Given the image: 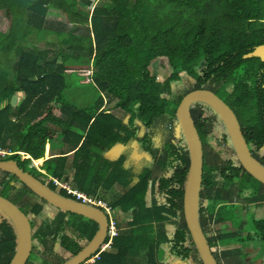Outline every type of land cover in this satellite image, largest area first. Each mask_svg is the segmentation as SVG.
I'll return each mask as SVG.
<instances>
[{"label": "trees", "instance_id": "trees-1", "mask_svg": "<svg viewBox=\"0 0 264 264\" xmlns=\"http://www.w3.org/2000/svg\"><path fill=\"white\" fill-rule=\"evenodd\" d=\"M0 15L8 19L0 33V147L15 152L8 159L54 190L55 179L64 180L113 209L132 212L125 225L119 222L112 248L94 264H174L176 259L204 264L185 217L190 154L177 108L193 90L215 92L238 115L252 153L264 164V60L245 57L264 44V0H0ZM59 16L64 27L54 32L48 23ZM53 33L59 46L39 49L30 40L33 34L45 39ZM84 69L93 71L98 93L87 107L65 93L70 75ZM181 83L187 88L176 91ZM19 93L24 97L16 103ZM107 97L128 120L105 108ZM191 113L203 141L200 220L212 251L219 264H246L248 253L264 264V215L250 213L248 227L239 214V208H248L242 200L264 205V183L243 166L211 106L193 103ZM139 122L148 129L142 138ZM168 128L166 141L157 144V129L165 135ZM135 139L152 159L140 173L128 166L126 153L116 161L106 156L116 144ZM48 143L53 151L63 150L45 160L46 172L28 170L32 158L45 157ZM12 180L21 181L0 170V193L16 204L35 194L37 202L21 208L39 216L47 201L23 181L18 188ZM114 185L125 191L108 198L103 189ZM60 193L76 198L66 189ZM222 223L235 230L216 231ZM98 230L95 220L60 209L33 233L27 264L55 242L71 257ZM231 240L240 250L255 251L238 255L219 248ZM16 248L15 228L0 214V264H10ZM53 254L47 258L52 264L68 260Z\"/></svg>", "mask_w": 264, "mask_h": 264}, {"label": "water", "instance_id": "water-1", "mask_svg": "<svg viewBox=\"0 0 264 264\" xmlns=\"http://www.w3.org/2000/svg\"><path fill=\"white\" fill-rule=\"evenodd\" d=\"M245 57H260L264 60V44L258 45ZM203 102L211 106L222 119L231 143L243 166L254 177L264 183V164L252 153L240 122L234 110L215 92L209 89H196L184 96L177 108V120L185 138L190 154V170L184 194L185 217L195 247L204 264H219L215 257L200 220L201 191L204 175V148L199 130L191 113L193 103ZM0 170L17 175L34 192L56 208L78 213L95 220L99 230L94 238L77 254L71 256L63 264H81L95 254L109 233V218L104 209L99 206L67 197L54 190L34 174L20 166L16 159L0 158ZM0 213L13 224L17 235V248L10 264H27L33 250V227L30 216L16 203L0 194ZM174 264H186L182 259H176Z\"/></svg>", "mask_w": 264, "mask_h": 264}, {"label": "rangeland", "instance_id": "rangeland-1", "mask_svg": "<svg viewBox=\"0 0 264 264\" xmlns=\"http://www.w3.org/2000/svg\"><path fill=\"white\" fill-rule=\"evenodd\" d=\"M95 1L98 2L99 0H95ZM95 6H96V3L93 6V9L95 8ZM63 21H64V19L60 16L52 18L48 23V27L50 29L54 30V32H56V30H58L59 28L64 27ZM68 25L70 27L73 26L72 23H70ZM7 27H8V19L5 18L4 16L0 15V33L5 31L7 29ZM80 27H83V26L81 25ZM82 31L85 33L90 32V30H88L87 28H83ZM30 40L32 41L34 46L36 48H39V49L59 46V39H58V36L56 35V33H53V34L47 36L45 39L39 38L37 34H33L30 37ZM164 70H165V68H161L160 72H158V73H162V72H164ZM79 73H80V75L83 76L82 79H80V76H78ZM79 73L75 72L74 74L72 73L70 75V77H69L70 86L65 91V93H66V96L68 97V99L75 102L76 105L87 107L90 104H93L95 102V100L97 99V96H98V93L94 87V82L91 78V74L93 73V71L92 70L89 71L88 69H84V70H80ZM186 88H187V86L185 83L175 84V86H174V89L176 91L184 90ZM23 97H24L23 94L19 93L14 97L13 100H14V102L18 103L23 99ZM54 105H56V108L60 109V106H61L60 104L55 102ZM105 106H106L105 108L108 109V111L110 110L115 115H117L119 117L123 116V117H125V119H127L128 113H125L123 111V109H121L119 106H116L114 101L111 102L108 97L106 98ZM258 110L259 109L257 106L252 105V107H251L252 112H258ZM147 131H148V129L146 127H144V130L142 128H140L139 138H142ZM169 132L170 131L168 128L166 134L164 135V131L157 129L156 143L159 145H163V143L166 141L167 136L169 135ZM49 147H51L50 143L47 144L46 154H45V157H42V159H43L42 162L39 163L38 159H36L35 160L36 162L33 163V161L31 160V162L34 165H36V168L42 172H46V170L43 168L45 160L50 158L52 153L60 152L61 150H63V149H61V150L53 151V150H50ZM136 148H138V149H136ZM108 152L109 151H107L106 153L108 154ZM117 152H118V149L114 152L113 156H116ZM126 154L128 156V159H127L128 163L127 164L136 173L139 172V170L144 166V164L148 166V163H150L152 161L150 153L144 151L142 149L141 144L139 143V140H136V139L130 143L129 148L126 150ZM225 154H227V153H223L222 156L224 155V157H225L226 156ZM25 157H26V155L23 154V159ZM5 159H8V157H6ZM27 169L32 170L30 164H29V166H27ZM16 183L22 184L21 181H18ZM62 189H65V188H62ZM57 190H60V189L57 188ZM66 190L69 193L73 194L76 197L75 199H78L80 201L90 203V204L94 203L93 205L96 204V206L105 203L104 200L98 199V196H96V195L89 196L88 194H85L83 191H81L77 187H75V188L74 187H68ZM73 191H78V193L85 194L88 199L85 201L83 198H79L78 194H74ZM103 191H104V194H106V196H108V198H111L118 193L124 192L125 189L122 188L120 185H116V186L114 185L111 190L106 191L103 189ZM30 197L32 199L28 198L29 201H27V203L28 202L33 203L37 200L35 194L30 196ZM239 203L242 205H248V208H243V206L241 208H239V214L241 216V219L245 220L246 223L249 222L251 211H252L251 213L255 212V214L258 217H261V215H264V205L258 207V206H255V204H251V206H250V203H247L245 200H242ZM107 204H109V203H107ZM108 208L109 207L106 206V209H108ZM116 210H117V208L112 210V216L119 219V222H123V224L125 225L127 223L126 221H128V219L130 217L129 213L126 214L120 210H118V211H116ZM55 214H57V208L54 206H51L50 204H47V203H45L44 209L39 214V216H34V213L30 212L29 215H30V217L33 218V220L35 222V226L33 228V231L34 232L36 231V229H37L38 225L41 223V221L48 220L52 215H55ZM1 215H3V214H1ZM234 220L235 219H233V221ZM233 221H232V223H233ZM234 223L236 224V221ZM249 225L247 224L248 227H249ZM250 228H251V226H250ZM229 229L235 230V227H232L226 223L218 224L215 227L216 231H224L225 232V231H229ZM83 243H85V242H83ZM240 247H241V244L235 240L228 241L224 245L223 244L219 245L220 249H232L233 251L238 253V255L245 254V253L250 252V251H255V248H253L251 246H245L241 250L239 249ZM42 248L44 249V253L41 252V254H39L38 256L33 255L31 257V261H33V264H52L51 259L50 258L47 259L48 257L51 256V253H54V254L58 253L60 255V257L62 256V257L67 258V259L70 258V256L66 255V250L58 242H55L54 244L50 243V244H48V246H46V247L43 246ZM49 250H51L52 252L50 253ZM54 254H53V256H54ZM55 256H57V255H55ZM43 257H45V258H43ZM244 260L247 261L246 264H261V260L255 258L254 255L250 254V253H248L245 256Z\"/></svg>", "mask_w": 264, "mask_h": 264}, {"label": "built area", "instance_id": "built-area-1", "mask_svg": "<svg viewBox=\"0 0 264 264\" xmlns=\"http://www.w3.org/2000/svg\"><path fill=\"white\" fill-rule=\"evenodd\" d=\"M14 153L15 152L10 150V149H6V148L0 147V158H5L8 155H12ZM35 160H36L35 158H32L33 163L36 162ZM33 163H31L30 166L31 167H36V165H34ZM55 183L57 184L59 189H62V188L67 189L68 187H74L75 188L73 183L66 182L64 180L55 179ZM73 193L74 194H78L79 198H83L85 201L88 199L87 196L85 195L86 193L85 194L78 193V191H73ZM107 203L108 202H105L104 204L97 205V206L102 207L106 211V213L108 215V218H109V225H108L109 233H108V236L113 238V237H115L116 235H118L120 233L121 228L119 226V219H117L114 216H112L113 208ZM106 206H108L109 208L106 209ZM99 257H100V252L96 253L95 256L92 259H89V262L95 261ZM87 261H88V259L85 262L81 263V264H86Z\"/></svg>", "mask_w": 264, "mask_h": 264}, {"label": "crops", "instance_id": "crops-1", "mask_svg": "<svg viewBox=\"0 0 264 264\" xmlns=\"http://www.w3.org/2000/svg\"><path fill=\"white\" fill-rule=\"evenodd\" d=\"M124 111V110H123ZM125 113H126V111H124ZM128 116L129 115H127V119H125V120H128ZM142 124V125H141ZM142 126V127H144L145 125L143 124V123H141V122H139V126ZM129 146L130 145H122V144H116L115 146H113L110 150H109V152H108V154L106 153V156H108V157H110L111 159L113 158V159H115V160H117L120 156H121V154H123V153H126V150L129 148ZM50 148V150H51V147H49ZM118 149V152H117V157L116 156H113V154H114V152L116 151ZM136 149H138V148H136ZM143 149V148H142ZM144 150V149H143ZM144 151H146V150H144ZM140 152V151H139ZM147 152V151H146ZM42 159V158H41ZM128 163V162H127ZM129 166V165H128ZM137 180V179H136ZM119 209H117V211H118ZM121 211V210H120ZM129 213V215H130V217H129V219H128V221L130 220V219H132V212H128ZM127 214V213H126ZM127 222V221H126ZM107 238H108V236H107ZM107 238H106V240H105V243L101 246V248L96 252V253H98V252H100V254L103 252V251H106V250H110L111 248H112V242H113V238H111V237H109V241H107ZM95 253V254H96ZM95 254H93L90 258H88V261L86 262V264H94L95 263V261L97 260V259H99V258H97L95 261H92V262H89V259H92L94 256H95Z\"/></svg>", "mask_w": 264, "mask_h": 264}, {"label": "flooded vegetation", "instance_id": "flooded-vegetation-1", "mask_svg": "<svg viewBox=\"0 0 264 264\" xmlns=\"http://www.w3.org/2000/svg\"><path fill=\"white\" fill-rule=\"evenodd\" d=\"M235 112V111H234ZM237 115V114H236ZM237 117H238V115H237ZM238 120H239V122H240V125H241V129H242V131H243V124H242V122H241V120H240V118L238 117ZM221 124V123H220ZM244 133V132H243ZM201 136V135H200ZM230 137V136H229ZM246 138V137H245ZM231 140V139H230ZM110 158V157H109ZM119 159V158H118ZM117 159V160H118ZM112 160H115V159H113L112 158ZM18 161V160H17ZM116 161V160H115ZM19 162V161H18ZM20 164V163H19ZM21 166V165H20ZM146 165L144 164V166L139 170V172L138 173H140L141 171H142V169L145 167ZM12 183H13V185H16L18 188L19 187H21L22 186V184H17L16 182H18V180H12L11 181ZM116 186V185H115ZM60 191V190H59ZM1 194V193H0ZM117 195V194H116ZM4 196V195H3ZM6 197V196H5ZM8 198V197H7ZM28 198H30V199H32L30 196H28ZM38 200V199H37ZM37 200L35 201V202H37ZM12 201V200H11ZM27 201H29V199H26L25 201H21V203H19V204H17L20 208H21V206H23L25 203H27ZM105 201V200H104ZM105 202H107V201H105ZM15 203V202H14ZM47 204H49L48 202H47ZM221 204V203H220ZM254 204V203H253ZM51 205V204H50ZM45 206V205H44ZM51 206H54V205H51ZM250 206H251V204H250ZM255 206H257L256 204H255ZM55 207V206H54ZM22 209V208H21ZM23 210V209H22ZM24 211V210H23ZM59 211H60V209H58L57 208V213H59ZM25 212V211H24ZM252 212V211H251ZM250 212V213H251ZM27 215H29V214H27ZM30 216V215H29ZM53 217L55 216V215H52ZM51 216V217H52ZM30 220H31V222H32V227L34 228V226H33V223L35 224V222H34V220H33V218L32 217H30ZM246 224H248V223H246ZM249 224H250V219H249ZM67 230H69V229H67ZM33 233H34V231H33Z\"/></svg>", "mask_w": 264, "mask_h": 264}, {"label": "bare ground", "instance_id": "bare-ground-1", "mask_svg": "<svg viewBox=\"0 0 264 264\" xmlns=\"http://www.w3.org/2000/svg\"><path fill=\"white\" fill-rule=\"evenodd\" d=\"M42 161H43V159H41V158H40V159H38V162H39V163H40V162H42Z\"/></svg>", "mask_w": 264, "mask_h": 264}, {"label": "clouds", "instance_id": "clouds-1", "mask_svg": "<svg viewBox=\"0 0 264 264\" xmlns=\"http://www.w3.org/2000/svg\"><path fill=\"white\" fill-rule=\"evenodd\" d=\"M6 158V157H5ZM102 208V207H101ZM103 209V208H102Z\"/></svg>", "mask_w": 264, "mask_h": 264}]
</instances>
